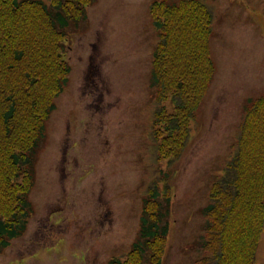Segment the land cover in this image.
I'll list each match as a JSON object with an SVG mask.
<instances>
[{
    "label": "rangeland",
    "instance_id": "1",
    "mask_svg": "<svg viewBox=\"0 0 264 264\" xmlns=\"http://www.w3.org/2000/svg\"><path fill=\"white\" fill-rule=\"evenodd\" d=\"M153 1L94 0L67 29L70 71L36 151L31 213L0 264H108L130 250L147 185L161 176L171 187L161 264H198L209 186L247 101L264 96V0H203L214 13L215 72L172 163L156 162L152 140ZM255 264H264V230Z\"/></svg>",
    "mask_w": 264,
    "mask_h": 264
},
{
    "label": "trees",
    "instance_id": "2",
    "mask_svg": "<svg viewBox=\"0 0 264 264\" xmlns=\"http://www.w3.org/2000/svg\"><path fill=\"white\" fill-rule=\"evenodd\" d=\"M93 2L0 0V241L5 246L24 232L31 213L36 151L70 71L62 51L66 31L85 20ZM149 15L158 32L151 61L152 140L156 162L172 163L190 140L215 72L214 13L203 0H154ZM232 149L202 209L198 264H255L264 230V96L247 101ZM170 188L167 176L147 185L137 236L129 251L108 264L162 263Z\"/></svg>",
    "mask_w": 264,
    "mask_h": 264
},
{
    "label": "flooded vegetation",
    "instance_id": "3",
    "mask_svg": "<svg viewBox=\"0 0 264 264\" xmlns=\"http://www.w3.org/2000/svg\"><path fill=\"white\" fill-rule=\"evenodd\" d=\"M1 240V239H0ZM9 246H5V243L1 242L0 241V256H3L6 249L8 248ZM0 263H5V260H0Z\"/></svg>",
    "mask_w": 264,
    "mask_h": 264
}]
</instances>
